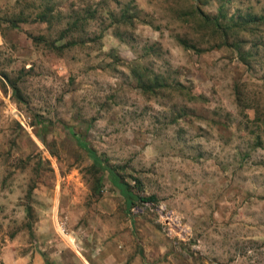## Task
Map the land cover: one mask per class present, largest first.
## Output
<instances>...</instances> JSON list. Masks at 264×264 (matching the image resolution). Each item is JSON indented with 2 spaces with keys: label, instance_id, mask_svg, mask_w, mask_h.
Here are the masks:
<instances>
[{
  "label": "rangeland",
  "instance_id": "obj_1",
  "mask_svg": "<svg viewBox=\"0 0 264 264\" xmlns=\"http://www.w3.org/2000/svg\"><path fill=\"white\" fill-rule=\"evenodd\" d=\"M37 263L264 264V0H0V264Z\"/></svg>",
  "mask_w": 264,
  "mask_h": 264
},
{
  "label": "trees",
  "instance_id": "obj_2",
  "mask_svg": "<svg viewBox=\"0 0 264 264\" xmlns=\"http://www.w3.org/2000/svg\"><path fill=\"white\" fill-rule=\"evenodd\" d=\"M38 18H39V20H42L43 22H47V17L44 13H40ZM137 82L140 86L146 85L145 82L143 83L141 81V77H137ZM160 82H161V80H159L157 77H155L151 81L152 85L161 84ZM77 143L80 147L85 149L88 153H91V151L89 149H87L85 147V145H83L80 141H78ZM92 160H93L95 165H97L101 170L106 172L110 184L117 190L119 196L122 198L124 208L127 212H129V210L133 207V205L135 203H153V202H156L155 197L152 195L140 196V195H137L136 193L132 192L128 183L126 181L122 180V178L115 172V170L113 168L109 167L108 165H100L99 163H96L97 159L95 156H92ZM28 230H29V228H28Z\"/></svg>",
  "mask_w": 264,
  "mask_h": 264
},
{
  "label": "crops",
  "instance_id": "obj_3",
  "mask_svg": "<svg viewBox=\"0 0 264 264\" xmlns=\"http://www.w3.org/2000/svg\"><path fill=\"white\" fill-rule=\"evenodd\" d=\"M38 264V263H37Z\"/></svg>",
  "mask_w": 264,
  "mask_h": 264
}]
</instances>
